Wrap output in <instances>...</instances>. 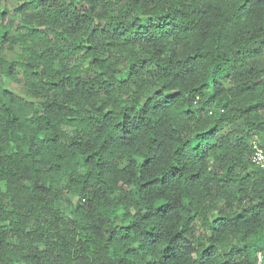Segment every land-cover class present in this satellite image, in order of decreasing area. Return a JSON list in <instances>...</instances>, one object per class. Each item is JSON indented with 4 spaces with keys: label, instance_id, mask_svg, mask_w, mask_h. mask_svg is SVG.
Returning <instances> with one entry per match:
<instances>
[{
    "label": "clouds",
    "instance_id": "obj_1",
    "mask_svg": "<svg viewBox=\"0 0 264 264\" xmlns=\"http://www.w3.org/2000/svg\"><path fill=\"white\" fill-rule=\"evenodd\" d=\"M0 264H264V0H0Z\"/></svg>",
    "mask_w": 264,
    "mask_h": 264
}]
</instances>
